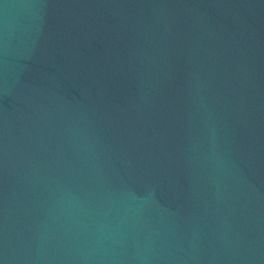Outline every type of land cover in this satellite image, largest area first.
I'll list each match as a JSON object with an SVG mask.
<instances>
[{
	"label": "water",
	"instance_id": "water-1",
	"mask_svg": "<svg viewBox=\"0 0 264 264\" xmlns=\"http://www.w3.org/2000/svg\"><path fill=\"white\" fill-rule=\"evenodd\" d=\"M0 264H264V0H0Z\"/></svg>",
	"mask_w": 264,
	"mask_h": 264
}]
</instances>
